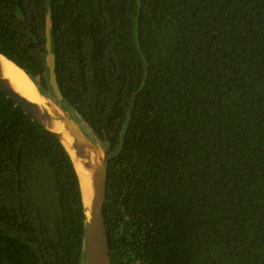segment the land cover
Returning <instances> with one entry per match:
<instances>
[{
    "label": "trees",
    "instance_id": "1",
    "mask_svg": "<svg viewBox=\"0 0 264 264\" xmlns=\"http://www.w3.org/2000/svg\"><path fill=\"white\" fill-rule=\"evenodd\" d=\"M108 162L111 264H264V0H0V54ZM78 176L0 90V264H84Z\"/></svg>",
    "mask_w": 264,
    "mask_h": 264
},
{
    "label": "water",
    "instance_id": "2",
    "mask_svg": "<svg viewBox=\"0 0 264 264\" xmlns=\"http://www.w3.org/2000/svg\"><path fill=\"white\" fill-rule=\"evenodd\" d=\"M50 29L51 20L47 17L45 29V65L47 68L48 85L54 95V99L44 95L39 86L26 75L35 85L40 95L49 101V104H45L49 110L19 95L1 75L0 90L16 105L22 108L34 121L52 133L61 142L71 160L73 156L74 163L78 164L83 171L87 172L90 180L91 194L86 199V204L82 197L86 217L84 264H111L108 236L103 216V207L106 199L108 162L96 138L88 131V127L79 119V116L74 111L71 114L67 110H64L60 105L63 97L56 81L55 57L51 51ZM0 56L3 55L0 54ZM8 61L11 62L10 60ZM11 63L14 64L13 62ZM16 67L19 68L18 66ZM55 122L63 126L65 133L70 139L67 140L62 134L49 129L54 126Z\"/></svg>",
    "mask_w": 264,
    "mask_h": 264
},
{
    "label": "bare ground",
    "instance_id": "3",
    "mask_svg": "<svg viewBox=\"0 0 264 264\" xmlns=\"http://www.w3.org/2000/svg\"><path fill=\"white\" fill-rule=\"evenodd\" d=\"M0 75L9 82L12 89L19 95H21L28 101L49 110V108L45 106V104H49V101H47L40 95L39 91L36 89L32 81L22 70L17 68L3 56H0ZM49 129L53 132L62 134L67 140L70 139L69 136H67V134L65 133L63 126L58 122H55L54 126ZM70 154L72 155L71 152ZM73 164L78 175L82 197L86 204V199H88V196L91 194L89 176L87 172L83 171V169L78 164L74 163V160Z\"/></svg>",
    "mask_w": 264,
    "mask_h": 264
}]
</instances>
